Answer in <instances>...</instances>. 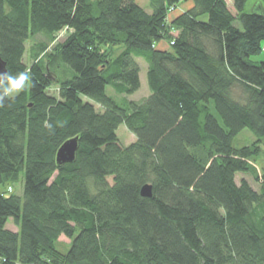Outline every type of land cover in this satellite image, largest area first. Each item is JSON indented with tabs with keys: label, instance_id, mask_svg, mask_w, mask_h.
Returning <instances> with one entry per match:
<instances>
[{
	"label": "trees",
	"instance_id": "obj_1",
	"mask_svg": "<svg viewBox=\"0 0 264 264\" xmlns=\"http://www.w3.org/2000/svg\"><path fill=\"white\" fill-rule=\"evenodd\" d=\"M148 1L151 11L136 0H0V54L8 74L30 76L0 103V264H264L254 163L264 152V0L253 11L233 0L236 13L228 0ZM39 34L49 42L29 64ZM138 58L151 93L131 100ZM122 124L137 136L129 145ZM244 129L256 139L234 146ZM76 136L75 161L59 165ZM21 179L23 194L10 192Z\"/></svg>",
	"mask_w": 264,
	"mask_h": 264
},
{
	"label": "rangeland",
	"instance_id": "obj_2",
	"mask_svg": "<svg viewBox=\"0 0 264 264\" xmlns=\"http://www.w3.org/2000/svg\"><path fill=\"white\" fill-rule=\"evenodd\" d=\"M136 1L140 5L144 6L147 10L151 11L148 0H136ZM228 4H229L230 9L234 13H236V10L234 8L233 0H228ZM189 5H191V2L183 3V4L179 5V7L177 8L175 13L182 12V11L186 10L189 7ZM258 5H259L258 0H249L247 2V4H246L245 10L246 11H253V10L256 9V7ZM237 24H238V22H237ZM177 33H179V32H177ZM62 39H63V37L60 38V40H62ZM45 42H49V41L47 40V37L44 34H39L37 36L31 37L28 40V42H27L28 52H27V54L25 56L26 57L25 61L27 63L31 64L34 61V58L32 57V54L29 55L30 52H31V49L35 48L39 44H44ZM50 44H51L50 47L54 46V43H49V45ZM161 46H162V48H167L168 47V42L167 41H163L161 43ZM122 50H123V47H116L115 51H114L115 55L119 54ZM263 50H264V46H263ZM213 51H214V48H213ZM255 58L258 59V60H264V52H262L259 56L255 57ZM137 60H138L139 64L141 65V81H142V85H141V88L136 93H134L132 95H128V98L131 99V100H141V99L147 97L151 93V90H150V87H149V84H148V76H147L148 63L143 58H138ZM62 66H63L62 69H64V72L61 73V77L63 79H65L67 77H71L73 75L72 69H70L68 66L64 65L63 63H62ZM52 88L53 89L51 90V93L56 92L57 86L54 85ZM107 92L110 95H114L119 103L123 102V97L118 95V94H116L114 89L111 86L107 87ZM85 99L90 101V102L95 103L98 108L100 107L99 104H97L96 102L92 101L91 99H89L87 97H85ZM117 133L119 135V138H120L121 142L124 145H129L130 143L136 141V139H137V136L133 132H131L127 128V126L125 124L120 125ZM255 139H256L255 135L249 129H244L239 135H237L235 137L234 146L242 147L244 145L251 144L252 142H254ZM254 163H255L257 169L260 172H264V152L262 153L261 157H259V159L256 160ZM236 179H237L238 183H240L242 179L248 180L249 183L252 185V187L254 189H256V190H258L259 187H260L259 182L250 173H248V174L238 173L237 176H236ZM23 186H24V180L21 179L20 181H18L17 183L14 184V188L9 187L8 190L10 192L14 190V192L16 194L22 195L23 194ZM7 226L10 229L17 230V227L15 226V224L12 221H10ZM59 240H60L59 248L61 250H66L69 247L68 246L69 242H70L69 238H67L66 236L62 235Z\"/></svg>",
	"mask_w": 264,
	"mask_h": 264
},
{
	"label": "water",
	"instance_id": "obj_3",
	"mask_svg": "<svg viewBox=\"0 0 264 264\" xmlns=\"http://www.w3.org/2000/svg\"><path fill=\"white\" fill-rule=\"evenodd\" d=\"M0 74H8L7 62L0 54ZM3 79V77H0ZM79 147V137H73L66 140L57 152V162L59 165L74 162L76 159L77 150ZM141 194L145 197H151L153 195V185L146 183L141 187Z\"/></svg>",
	"mask_w": 264,
	"mask_h": 264
},
{
	"label": "clouds",
	"instance_id": "obj_4",
	"mask_svg": "<svg viewBox=\"0 0 264 264\" xmlns=\"http://www.w3.org/2000/svg\"><path fill=\"white\" fill-rule=\"evenodd\" d=\"M0 77H3L0 79V88H2L0 103L5 96L15 98L16 95L25 90L30 80V76L26 72H20L17 75L0 74Z\"/></svg>",
	"mask_w": 264,
	"mask_h": 264
}]
</instances>
